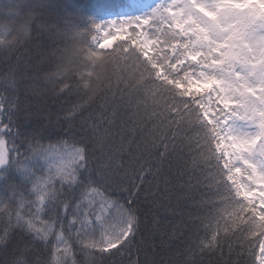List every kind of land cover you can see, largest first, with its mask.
<instances>
[{"label": "snow or ice", "instance_id": "1", "mask_svg": "<svg viewBox=\"0 0 264 264\" xmlns=\"http://www.w3.org/2000/svg\"><path fill=\"white\" fill-rule=\"evenodd\" d=\"M0 22L6 31L0 41V264H69L73 239L90 264H105L106 257H122L134 246L149 213L148 239L155 248L159 208L186 215L181 224L193 235L171 259H148L147 247L139 249L143 264H205V256L206 264H252L253 256L264 264V160L248 158L255 148L264 157V85L245 88L251 104L235 99L217 75L229 64L235 68L227 43L186 45L167 64L138 54L98 71L85 63L80 32L32 11ZM254 25L256 19L244 35L260 52L264 24ZM22 49L28 58L16 55ZM38 82L50 85L54 103L62 100L55 119L51 105L32 102L45 94ZM257 111L258 131L224 136L232 119L256 120ZM220 119L226 120L220 135L234 146L227 166L216 152L219 139L209 132ZM152 180L157 190L164 185L167 203L149 193ZM189 198L194 213L181 207ZM41 249L48 251L46 259Z\"/></svg>", "mask_w": 264, "mask_h": 264}, {"label": "trees", "instance_id": "2", "mask_svg": "<svg viewBox=\"0 0 264 264\" xmlns=\"http://www.w3.org/2000/svg\"><path fill=\"white\" fill-rule=\"evenodd\" d=\"M128 0H0V17L3 16H18L26 14L29 11H32L38 19H41L47 23H51L56 25L57 27L73 31L80 32L82 36L79 40L82 42L79 44V47L87 48L85 63L91 62L93 66L97 68L98 71H105L112 67L117 61L124 62L125 60H135L138 54H143L142 50L136 45L133 44L128 38L118 39L116 40L109 48H106L105 51H101V48H98L92 44V39L96 35V28L99 25L101 19L105 17L107 14H119L121 9L127 6ZM11 10V11H10ZM221 14L227 16V21L232 22L237 20L240 25L239 31H251L252 28L245 26L249 24L250 21L256 19V25L254 27H259L261 24H264V15H258L250 8H246L244 10H239L235 7L228 6L224 9L221 7ZM236 26H233V34L239 35V31L235 32ZM161 36L166 38L170 42L178 41L179 46L183 45L184 47L187 45L189 47H194L197 45L195 40H192L191 36L182 35L178 33L176 30L170 27H164L160 29ZM6 39V31L5 25L0 22V41ZM164 49L161 50L163 54H166L169 45L168 43H163ZM114 46V47H113ZM2 47V44H0ZM109 49V50H107ZM230 58L235 62V67L240 60L237 51L231 47L229 51ZM17 56H24L28 58L30 55L25 50H21V52L16 54ZM143 59V55L140 57ZM163 61V60H162ZM48 70V69H46ZM221 73L222 76L226 78L234 77V68L232 64H229L228 67L224 68ZM41 86L42 91L45 93L43 96L36 97L33 99V104H44L52 106V118L56 117V110L62 106V100H57L55 103L53 102V95L48 90V88H44L42 82H38ZM0 92H4V88L0 85ZM8 95L7 92L4 93ZM66 106V105H65ZM212 137H215V127L209 129ZM213 143H216V140H213ZM217 152V150H216ZM220 163L223 165L222 159L220 158ZM151 179V178H149ZM187 179V177H185ZM58 186V185H57ZM147 188V184L145 185ZM149 193L155 191L156 196L163 203H167L164 200V197L167 195L164 192V185H159V190H157V181L152 180L151 188H148ZM196 198H199V193H194ZM144 193H141L142 206L147 210L150 207L149 204L143 201ZM173 206L175 202V196H172ZM192 200L186 199L181 202V207L184 212H195L194 207H190L192 205ZM4 205L0 203V226H2V220L4 219ZM155 215L160 219V225L158 231H156L154 235V239L157 242V247L152 248V240L148 239V236L152 233V214L149 213L147 217V223L142 224V232L141 236L137 237V242L134 246L130 247L122 257H106L105 264H110V261L113 259H117L120 261V264H130L131 260H136L138 264H143L145 260V252L139 249L147 247L148 249V259H155L157 261L171 259L174 258L177 252H183L184 247L186 246V242L190 235H193V232L190 231L189 226L181 224V220H187L188 217L181 216L179 211L177 214L172 215L169 212H166L164 208L154 209ZM142 220H144L142 214ZM178 226L177 233L175 237H172L170 234L172 233L173 226ZM75 230L73 229V233ZM182 233V234H181ZM100 233H97L99 236ZM141 239L145 241L142 245L140 243ZM163 240L164 244L161 247L159 242ZM49 246V250H50ZM81 244L77 242L75 239L71 241L72 248V258L69 260V264H72V259H74L77 264H90L89 257L85 255L83 251H81ZM257 253L259 251L258 242L255 245ZM48 255V251L43 249L40 250V258L46 259ZM180 259H184L183 256H180ZM205 260V264L207 262L208 257H203ZM252 264H255V256L252 257Z\"/></svg>", "mask_w": 264, "mask_h": 264}, {"label": "rangeland", "instance_id": "3", "mask_svg": "<svg viewBox=\"0 0 264 264\" xmlns=\"http://www.w3.org/2000/svg\"><path fill=\"white\" fill-rule=\"evenodd\" d=\"M128 7L121 10L120 14H107L96 28V35L92 39V44L98 48H109L116 40L128 38L136 44L143 54H148L149 58L163 60L167 64V57L177 53L183 45L178 41L170 42L161 36L160 29L170 27L182 35L191 36L195 34L198 47L202 42L211 40L214 43L223 42L229 45L228 51L233 47L240 58L234 68V77L226 78L217 73L224 81L225 86L234 89L237 101H248L253 103L252 97L245 91L246 87L264 85V49L260 52L249 48V37L244 35L245 31H239L240 25L237 20L227 21V16L221 14L222 9L233 6L239 10L252 9L258 15H264V0H128ZM177 25H180L178 28ZM233 26H236L233 34ZM168 43L169 49L166 54L163 43ZM230 54V53H229ZM257 105L259 102H255ZM240 112H245L241 107ZM256 120L232 119L224 127V136L230 135H251L258 131L256 124L259 112H253ZM214 121L216 113H213ZM213 121L215 127V137L219 139L217 153H223L222 162L224 166L231 163L230 152H234V146L224 142V136L220 135L221 126L226 124L225 119H220V123ZM248 158L264 160L260 154V149L255 148Z\"/></svg>", "mask_w": 264, "mask_h": 264}]
</instances>
